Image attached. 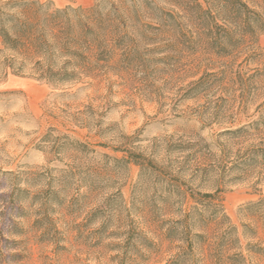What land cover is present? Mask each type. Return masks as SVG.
Instances as JSON below:
<instances>
[{
    "label": "rangeland",
    "instance_id": "obj_1",
    "mask_svg": "<svg viewBox=\"0 0 264 264\" xmlns=\"http://www.w3.org/2000/svg\"><path fill=\"white\" fill-rule=\"evenodd\" d=\"M258 46L264 56V34ZM150 47L118 75L58 87L0 67V264H264V176L195 170L243 149L202 100L182 98L192 79L182 48ZM263 100L233 124L264 116ZM50 128L83 152L46 154ZM216 185L221 213L186 192Z\"/></svg>",
    "mask_w": 264,
    "mask_h": 264
},
{
    "label": "trees",
    "instance_id": "obj_2",
    "mask_svg": "<svg viewBox=\"0 0 264 264\" xmlns=\"http://www.w3.org/2000/svg\"><path fill=\"white\" fill-rule=\"evenodd\" d=\"M262 34L264 0H95L89 7L63 8L49 0H0L4 76L26 75L58 87L83 77L118 75L122 62L148 58L155 49L150 46L161 42L179 45L192 72L182 98L202 100L208 118L230 124L222 132L243 149L219 160L210 155L208 165L195 168L204 175L222 170L238 177L264 176V116L233 124L237 113L264 94ZM263 106L264 100L256 111ZM49 130L58 136L43 147L46 154L83 152L77 141ZM186 192L193 202L222 212L219 186L210 193L190 187Z\"/></svg>",
    "mask_w": 264,
    "mask_h": 264
}]
</instances>
